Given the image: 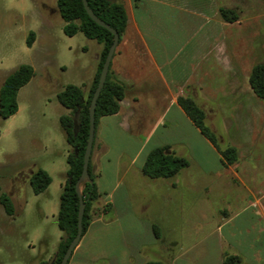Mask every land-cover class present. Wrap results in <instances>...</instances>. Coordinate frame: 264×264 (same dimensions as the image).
<instances>
[{"label": "crops", "instance_id": "1", "mask_svg": "<svg viewBox=\"0 0 264 264\" xmlns=\"http://www.w3.org/2000/svg\"><path fill=\"white\" fill-rule=\"evenodd\" d=\"M121 2L125 26L109 70L125 90L117 111L97 118L89 156L97 197L65 264H223L225 254L264 264V96L248 81L264 64V0ZM220 6L237 18L224 20ZM89 42L90 64L70 73L56 100L66 83L86 97L101 49ZM178 96L203 110L218 148L234 146L235 160L222 161ZM68 111L55 116L65 141L59 116ZM160 145L188 164L167 177L143 174L146 153Z\"/></svg>", "mask_w": 264, "mask_h": 264}, {"label": "rangeland", "instance_id": "2", "mask_svg": "<svg viewBox=\"0 0 264 264\" xmlns=\"http://www.w3.org/2000/svg\"><path fill=\"white\" fill-rule=\"evenodd\" d=\"M62 24L56 0H0V85L20 63L34 70L16 91L15 106L11 105L15 111L0 117V192L14 206L8 215L0 203V264L40 260L52 264L63 235L56 224L58 181L59 172L67 168L69 146L55 121L62 109L55 89L69 81L76 68L90 64L93 44L89 41L95 40L79 31L67 35ZM30 30L33 38L27 45ZM10 97L8 92L6 103ZM36 167L46 170L51 181L33 193L28 177ZM112 196L117 202L120 199L118 192ZM135 198L140 199V194ZM160 198V192L154 193V200Z\"/></svg>", "mask_w": 264, "mask_h": 264}, {"label": "trees", "instance_id": "3", "mask_svg": "<svg viewBox=\"0 0 264 264\" xmlns=\"http://www.w3.org/2000/svg\"><path fill=\"white\" fill-rule=\"evenodd\" d=\"M88 6L93 13L104 22L108 23L118 33V39L121 37L125 26V10L121 0H87ZM56 6L63 20L62 31L67 35H72L79 31L84 36L94 39L101 43L96 68L85 98L81 88L74 83H66L57 91V100L66 108L68 113L59 116V123L62 126L65 139L70 145L71 150L66 154L65 161L67 163L66 179L62 184L59 192L58 208L56 212V224L63 232L59 237L55 255L52 264H58L61 255L68 244L69 240L76 232V213L78 198L74 189V182L78 177L81 164L82 154L87 137L88 130V104L96 85L101 63L106 54L107 48L112 40V33L102 25L97 24L86 13L81 0H56ZM220 16L227 21L237 18L235 8L219 7ZM33 38V32L30 30L26 36L27 45ZM33 74V68L28 63H20L11 70L3 78L0 85V117H7L12 114L15 106V94L20 86L26 83ZM249 85L253 92L259 96H264V64H254L249 73ZM124 84L112 76L109 66L106 72L103 84L99 90L94 107V127L97 118L103 114L114 113L118 109V101L124 94ZM10 92L11 97L6 103L7 94ZM177 102L198 127L200 132L217 148L215 135L204 121V112L189 97H177ZM9 105V108L5 105ZM225 163L232 162L236 158V148L234 146H226L222 149L218 148ZM188 164L187 159L179 156L169 148L168 145H160L152 147L148 150L141 165L143 174L149 177H167L173 175L179 168ZM87 170L91 181H85L81 187V195L84 201V208L81 218V234L84 232L89 221V210L93 200L97 197L94 184V173L91 171L90 162L88 161ZM50 181L49 174L42 168L37 167L28 177V183L33 193L42 191ZM0 203L6 214L13 213V204L9 196L0 192ZM240 257L237 255L225 254L223 256V264H237ZM37 264H45L44 260H40ZM143 264H163L159 261H146Z\"/></svg>", "mask_w": 264, "mask_h": 264}, {"label": "water", "instance_id": "4", "mask_svg": "<svg viewBox=\"0 0 264 264\" xmlns=\"http://www.w3.org/2000/svg\"><path fill=\"white\" fill-rule=\"evenodd\" d=\"M83 7L86 11V13L89 15L91 19H93L97 24L102 25L103 27L107 28L111 33H112V40L111 43L109 44L106 54L104 56V59L101 63V67L99 70L98 78L96 85L93 89V92L91 94L89 104H88V130H87V137L83 149V154H82V164H81V170L74 182V189L77 194L78 198V205H77V213H76V232L72 236V238L69 240L68 244L66 245L61 258L58 262V264H65L73 247L79 240V237L81 235V218H82V213H83V208H84V201L81 195V187L82 184L85 181H91L89 177V173L87 170V165L89 161V156H90V151L92 147V141H93V134H94V107H95V102L97 95L99 93V90L103 84L106 72L108 70L109 66V61L113 52V49L118 41V33L117 31L111 27L108 23L104 22L102 19L97 17L95 13L91 10V8L87 4V0H81Z\"/></svg>", "mask_w": 264, "mask_h": 264}]
</instances>
